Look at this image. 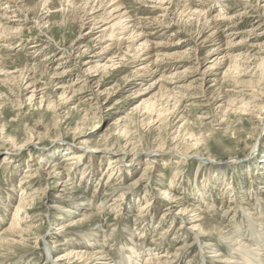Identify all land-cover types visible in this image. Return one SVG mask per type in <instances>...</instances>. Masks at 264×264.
Listing matches in <instances>:
<instances>
[{
	"label": "rangeland",
	"instance_id": "374dc122",
	"mask_svg": "<svg viewBox=\"0 0 264 264\" xmlns=\"http://www.w3.org/2000/svg\"><path fill=\"white\" fill-rule=\"evenodd\" d=\"M14 1L0 9V23L21 19L0 37V237L28 207L0 264H83L67 254L84 251L125 264L128 248L137 264L150 250L173 264L240 258L227 232L264 220V100L248 96L264 99V0H201L216 7L200 17L188 0H125L121 13L147 34L137 57L130 43L99 41L117 15L93 27L81 18L92 0L39 12L43 0ZM220 13L236 19L210 26ZM72 155L62 180L35 160Z\"/></svg>",
	"mask_w": 264,
	"mask_h": 264
},
{
	"label": "bare ground",
	"instance_id": "6f19581e",
	"mask_svg": "<svg viewBox=\"0 0 264 264\" xmlns=\"http://www.w3.org/2000/svg\"><path fill=\"white\" fill-rule=\"evenodd\" d=\"M2 1L3 2L5 1V4L3 6H1V8H0L1 10H5V9L12 10L15 7H18V5L16 4V2L14 0H0V2H2ZM51 1L53 2V0H43L40 3L39 7H38V12L41 10L42 7H44L45 10L46 9L50 10L51 8L49 7L48 4L49 3L51 4L52 3ZM62 1H64L65 3H71V6L73 7L76 0H62ZM92 1H93L94 5L91 6L90 8H87V9L84 8V13L85 14L81 18L84 19L87 15H92L91 18H94L93 19L94 23L92 24L93 27H94V25H98V23H99V21L101 19L106 21V19L112 18L114 15H117L115 17V19H116L115 21L116 22L113 23V25L108 29V31L106 33L104 32L106 30L102 31V37H100L101 39L99 41H102L103 38H108L109 37L114 42V43L111 44V46L112 45L114 46L115 44H117L119 46H122V45L125 44V46H126V43H130V45L128 46V51H130L129 49H131V52L135 54V57L139 56L142 52L145 51V47H141L142 49L139 48V47L135 48V46H136L135 43L140 41L139 40L140 37L144 38V37L147 36V34L144 33L145 30L142 31L143 29H141L143 27H139L140 21L138 22V20L134 19L135 16H133L129 12L124 11L123 13H121V11L124 9V6H125L124 5L125 4V0H92ZM156 1H161L162 2L164 0H156ZM188 1L190 3L189 4V6H190L189 8L191 10H193L194 14H197V16H199V17L206 15L205 10H207V8L210 9V8L216 7L215 3L210 2V1H201V0H188ZM242 1H245L244 6L249 7V0H242ZM88 2H89V0H84V5L83 6L86 7L88 5ZM136 2H138V3H146L145 0H136ZM63 6H65V5H63ZM125 7H127V6H125ZM19 8L18 9L21 10V7H19ZM110 9H111V11H110ZM5 14L6 13L3 12V15H5ZM194 16H196V15H194ZM228 16H230V19H229ZM245 16H243V17H245ZM247 17H249V15ZM252 17L253 16H250V18H252ZM12 18H18V16H13L11 18H8L9 21L6 24L3 23V20L1 21V23H0V37H3L6 34L7 38L13 39V38H11L12 36L10 37L9 35H11V32L15 30L14 26L16 24H18L19 22H21L20 21L21 19L19 20V18H18V20H17V19H12ZM235 19L236 18H234V16L220 13V14L217 15V17L213 18V20L208 21L206 19V21H207V23L210 26H213L214 28L219 29V27H217V26H218L219 23H221V21L222 22L225 21V22L228 23L229 21L235 20ZM86 20H87V18H86ZM146 21H148V20H146ZM141 22H144V20H142ZM38 24H39V22H38ZM21 25L24 26V24H21ZM144 28H146V27H144ZM129 31H131L132 34H130L129 41H125L124 40L125 37H122V36H125V34L128 33ZM216 32H217V30H216ZM118 38H120V39H118ZM117 39H118V41H115ZM9 43H10V41H9ZM7 44H6V46H8ZM40 45L38 43L37 44L36 43H34V44L32 43V44H29L27 46H28V50H35L37 48H40ZM66 58H68V57L65 56V55H61L59 60H63V59H66ZM49 59H50L49 56H46L45 60L48 61ZM45 60H43V61H45ZM68 63H71V62H68ZM61 65H63V64H61ZM97 68H95V69H97ZM95 69H93V70L95 72H97V70H95ZM154 70H156V69H154ZM150 71H151V69H150ZM153 72H155V71H153ZM57 75H58V73L56 71H54V73L52 74V76L55 77V78L59 76V75L58 76ZM252 93H256L257 94V92H255V91H252ZM248 96L252 97L255 102H259V101L262 102L264 100L262 97H261V99H259V96H256V95H253V94H249ZM245 105L250 106L249 104H245ZM251 108H252V110H255V108H257V106H253ZM66 157L63 158L62 163L46 161V160H44L45 158L42 159V157H39V156H36L35 160H36V164L37 165L46 163V165H47L46 166V174H44V175H46L47 178L55 176L54 174L58 173V176H59L60 180H62V177L66 174V170H67L66 166L63 165V163H66V162H68L70 160H73V155L72 156H66ZM114 169H115V167H114ZM149 169H151V168H149V167L146 168V171H148ZM108 171H109V176L112 175L113 172H114L111 168H109ZM31 172H32L31 170H28L26 172V177L25 178H27V179L32 178L33 176L30 174ZM27 207H25V205H23L22 203L18 207L17 214H15V218L13 219V223L11 224V226L8 229L4 230L2 237H0V248H2V249L3 248H9L11 245H13V243H11V241L7 238V235H8L7 233L15 231L13 229H14V227H16V225H18L17 223H15V221L19 220L21 218V217L19 218L20 212L23 209H27ZM173 207L174 206H172L171 209ZM61 218H63V217H61ZM191 229H192V231L193 230L196 231V226H193ZM263 231H264V220L260 219L258 224L256 222V225L255 224L253 225V227L251 228V231H250L249 234L243 233L241 231V229H237L234 233H230V232L228 233L227 232V235L224 238L225 239H231V242H232L231 249H232V247L235 246L237 249L234 252H237L239 254L240 258L233 259V257L230 255V253L229 254H225V255L224 254L215 253L213 255V258H217V261H216L215 264H217V263L218 264H264V259L257 261V254H259V252L264 248V234H262ZM88 235H91V234H88ZM91 236L93 237L92 239L97 240V236H94V235H91ZM200 236L202 237V235H200ZM246 237L248 239L251 238L249 240V242H246L244 240ZM199 241H200V239H199ZM250 242H253L252 244L254 246L251 245ZM203 243H204L205 247H216V248L218 247V245L216 246V244H213V242L209 241V240L205 241ZM244 243H247V245L245 246ZM103 246H105V245H102V248H103ZM252 247H254V249H251ZM124 250H126V248L123 249L122 251L124 252ZM128 250H130V251L124 252V254L126 256L124 255L123 263H125V264H137V259L139 258V256H141V253L138 252L135 248H131V249L128 248ZM211 250H213V249H211ZM211 252H213V251H211ZM214 252H216V251H214ZM79 253L80 254L68 253L67 257L69 259L71 258L68 261H71L72 259L73 260H78V259H84V258L90 257L89 259H87V262L84 260L83 264H99V262H102L105 259L104 252H102V251L101 252H97V253H93V254H89V253L87 254V251L79 252ZM170 254L171 253H167V254L165 253L164 254V253L155 252L154 250H150L149 254L144 259V264H173L171 261L167 260V259H171V258L174 257L173 254L171 256H170ZM72 264H79V263H78V261H74Z\"/></svg>",
	"mask_w": 264,
	"mask_h": 264
}]
</instances>
